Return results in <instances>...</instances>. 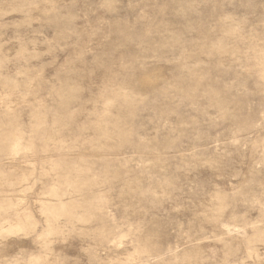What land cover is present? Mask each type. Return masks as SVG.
I'll list each match as a JSON object with an SVG mask.
<instances>
[{
    "label": "rangeland",
    "instance_id": "1",
    "mask_svg": "<svg viewBox=\"0 0 264 264\" xmlns=\"http://www.w3.org/2000/svg\"><path fill=\"white\" fill-rule=\"evenodd\" d=\"M0 264H264V0H0Z\"/></svg>",
    "mask_w": 264,
    "mask_h": 264
}]
</instances>
